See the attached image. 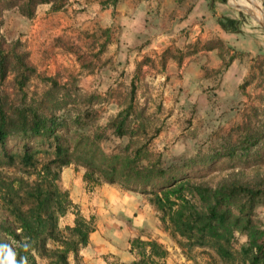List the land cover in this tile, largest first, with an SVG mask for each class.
I'll return each mask as SVG.
<instances>
[{
  "label": "trees",
  "instance_id": "obj_1",
  "mask_svg": "<svg viewBox=\"0 0 264 264\" xmlns=\"http://www.w3.org/2000/svg\"><path fill=\"white\" fill-rule=\"evenodd\" d=\"M68 1L0 0V264H85L82 250L96 225L60 185L70 166L84 168L90 189L118 184L148 195L164 229L188 252L202 248L221 264H264V220L257 214L264 178L243 174L264 166V120L240 125L235 139L206 151L166 159L151 147L163 127L139 102L135 79L127 102L105 125L99 123L104 100L95 92L71 91L55 82L56 110L29 97L36 69L22 43L2 34V12L16 9L32 19L40 5L59 11ZM207 1L213 9L214 0ZM217 21L227 33H245L238 18L222 15ZM236 59L231 55L225 66ZM254 65L264 77V55ZM10 77L15 99L5 87ZM109 130L126 139L110 152L102 144ZM15 165L32 180L7 179L1 168ZM70 212L73 224L62 226L61 218ZM131 251L133 260L108 264H163L169 254L157 238L141 236L132 239Z\"/></svg>",
  "mask_w": 264,
  "mask_h": 264
},
{
  "label": "rangeland",
  "instance_id": "obj_2",
  "mask_svg": "<svg viewBox=\"0 0 264 264\" xmlns=\"http://www.w3.org/2000/svg\"><path fill=\"white\" fill-rule=\"evenodd\" d=\"M138 1L159 14L162 9L163 14H157L154 21V12L141 14L128 8ZM259 2L264 12V0ZM196 5L198 0H177L174 4L171 0H119L115 5L111 0H69L59 11L40 5L32 19L16 9L5 10L1 32L7 41L19 40L28 52V62L36 69L29 97L43 103L46 110L57 109L55 82L71 91L80 87L103 98L99 123L105 125L127 102L135 79L139 102L146 103L155 123L163 127L151 147L170 159L206 151L225 138L235 139L240 125L264 120V77L254 67L260 54L264 55V19L241 0H214L213 9L208 3L198 6L201 14L195 23L175 26L172 20L184 17ZM222 15L240 19L245 32L243 49L222 37L217 26ZM234 54L238 59L226 67ZM11 80L5 87L15 99ZM120 142L126 139L119 140L109 130L102 144L110 152ZM1 170L10 180H32L20 165ZM83 173L82 167H65L60 185L71 198L72 192L82 198L77 204L84 216L94 219L96 227L100 220H108L105 212L110 207L136 205L139 213L148 217L141 231L144 236L155 234L154 238L178 244L164 229L160 212L148 195L106 183L103 191L102 185L90 189ZM243 174L245 179L257 180L259 174L262 179L264 166ZM257 214L264 220V201L258 204ZM74 218V213H68L61 218V225L73 224ZM190 254L208 258L209 264H221L202 248H194Z\"/></svg>",
  "mask_w": 264,
  "mask_h": 264
},
{
  "label": "crops",
  "instance_id": "obj_3",
  "mask_svg": "<svg viewBox=\"0 0 264 264\" xmlns=\"http://www.w3.org/2000/svg\"><path fill=\"white\" fill-rule=\"evenodd\" d=\"M171 2L174 4L177 3V0H171ZM206 3H208L207 0H198L200 6ZM198 6L196 5L194 8L190 9L184 17L180 16L173 19L172 21L176 23L175 26L195 23L198 15L201 14ZM128 8H131L132 11L135 10L136 13L140 12L141 14L148 13V11L152 14L154 12V14H156L153 18L154 21L159 18L157 16V14H159L157 10L151 6L146 7L143 3H139V1L136 5L130 3ZM203 13L206 14L205 11H203ZM162 14L163 11L161 9L159 16ZM159 25L161 26V21ZM217 26L218 29L222 30L221 35L226 41L238 48H244V46H242V34L227 33L219 24H217ZM234 63L235 61L232 64ZM106 185H113L114 187L123 189L122 186L118 184L106 183ZM104 188L105 187L102 185L100 191H103ZM112 190L117 192V188H112ZM89 193L91 194L93 192L89 191ZM72 198L75 203L82 202V198L74 194V192H72ZM138 210L139 208L136 205L132 207L119 204L110 207V209L105 212V218L107 219L108 217V220L104 222L102 217L100 218L102 220L98 223L95 231L91 233L89 244L82 250L85 264H108L114 261L129 262L136 257V254L131 251L132 239L139 236L142 238L156 237L155 234L152 236L145 235V237L144 233H141L148 217L144 215V212L143 214L139 213ZM98 214H103V212L98 210ZM158 240L169 250V254L164 259L163 264H209L208 258L190 254L186 248L179 246L177 243L172 241L168 242L167 239L161 237H159Z\"/></svg>",
  "mask_w": 264,
  "mask_h": 264
},
{
  "label": "bare ground",
  "instance_id": "obj_4",
  "mask_svg": "<svg viewBox=\"0 0 264 264\" xmlns=\"http://www.w3.org/2000/svg\"><path fill=\"white\" fill-rule=\"evenodd\" d=\"M244 6L254 7L257 11V14H261L264 19V12H262L259 0H241Z\"/></svg>",
  "mask_w": 264,
  "mask_h": 264
}]
</instances>
